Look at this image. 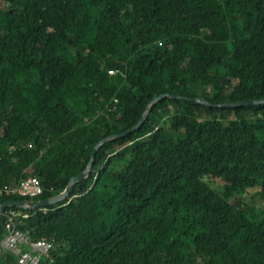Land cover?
<instances>
[{"label":"trees","instance_id":"1","mask_svg":"<svg viewBox=\"0 0 264 264\" xmlns=\"http://www.w3.org/2000/svg\"><path fill=\"white\" fill-rule=\"evenodd\" d=\"M164 93L7 209L42 264H264V0H0V206Z\"/></svg>","mask_w":264,"mask_h":264},{"label":"built area","instance_id":"2","mask_svg":"<svg viewBox=\"0 0 264 264\" xmlns=\"http://www.w3.org/2000/svg\"><path fill=\"white\" fill-rule=\"evenodd\" d=\"M13 191L20 196L34 198L42 195L44 189L40 179L32 177ZM5 216H7L6 230L8 234L0 245V257L10 252L18 258L17 264H42L43 257L50 254L54 245L53 242L47 239L33 241L20 230L18 227L19 219L28 217V215L22 216L20 212L10 210Z\"/></svg>","mask_w":264,"mask_h":264},{"label":"water","instance_id":"3","mask_svg":"<svg viewBox=\"0 0 264 264\" xmlns=\"http://www.w3.org/2000/svg\"><path fill=\"white\" fill-rule=\"evenodd\" d=\"M166 96L174 97V98H182V96H180V95H174V94H169V93H164V94L154 98L150 102V104L147 106L146 111L144 112L142 118L139 120V122L136 125H134L132 128H130L124 132L112 134V135H109V136L103 138L94 148V150L91 154L90 162H89L88 166L86 167V169L82 173H80L79 176L71 179V181H70L67 189L65 190V192H63L62 194H60L56 197H53V198H50L47 200L39 201L33 205L28 204L24 200L6 201L0 206V220H2L4 218L5 213H6L7 209H9V208L17 207V208H21V209L33 210V209H38V208H42V207H49L52 205H57L59 203H62L65 200H67V198L73 192L76 184L84 181L85 179H87L89 177L90 172H91V168L95 162L96 154H97L99 148L108 140L131 135L133 132H135L137 129H139L140 126L144 123V121L148 117V114H149L148 111L151 108V106ZM193 100L201 102L203 104L213 105L204 98H202V99L201 98H193ZM259 104H264V100H262V101H243V102H239V103H235V104H233V103L216 104V106H218V107H221V106L242 107V106H251V105H259Z\"/></svg>","mask_w":264,"mask_h":264},{"label":"rangeland","instance_id":"4","mask_svg":"<svg viewBox=\"0 0 264 264\" xmlns=\"http://www.w3.org/2000/svg\"><path fill=\"white\" fill-rule=\"evenodd\" d=\"M230 118V116H229ZM225 119V118H222ZM208 180L212 183L215 187H220L222 183L215 180V178H208ZM260 189H253L250 190L245 198V203L248 206H253L254 208H264V199L259 195Z\"/></svg>","mask_w":264,"mask_h":264}]
</instances>
